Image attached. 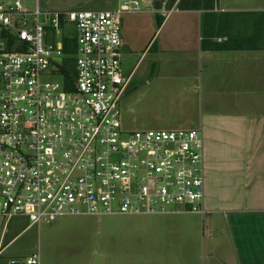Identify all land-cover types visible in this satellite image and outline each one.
I'll return each mask as SVG.
<instances>
[{
    "label": "built area",
    "instance_id": "built-area-1",
    "mask_svg": "<svg viewBox=\"0 0 264 264\" xmlns=\"http://www.w3.org/2000/svg\"><path fill=\"white\" fill-rule=\"evenodd\" d=\"M167 1L153 0L164 18L178 11ZM142 6L119 0L109 9L42 10L0 1L4 226L18 216L39 225L63 216L169 214L171 206L203 212L201 133L122 125L130 75L121 18ZM19 264H41L39 251Z\"/></svg>",
    "mask_w": 264,
    "mask_h": 264
},
{
    "label": "crops",
    "instance_id": "crops-1",
    "mask_svg": "<svg viewBox=\"0 0 264 264\" xmlns=\"http://www.w3.org/2000/svg\"><path fill=\"white\" fill-rule=\"evenodd\" d=\"M244 10L264 11V6L236 1L214 9ZM176 12L182 15L175 17L172 32L183 34V45L166 51L182 53L183 62L165 60L154 66L146 83L149 79L157 85L178 83L179 105L167 112L176 121L169 125H186L183 129L202 135L203 212L176 209L155 215L151 225L143 227L151 233L155 249L135 264H264V49L203 50L201 11ZM136 65L127 72L128 64L122 62L130 75L126 92ZM121 231L125 233L126 227L114 230L113 237L107 238L112 241L104 242L97 257L87 250L53 248L41 264H128ZM8 243L0 246V255Z\"/></svg>",
    "mask_w": 264,
    "mask_h": 264
},
{
    "label": "rangeland",
    "instance_id": "rangeland-1",
    "mask_svg": "<svg viewBox=\"0 0 264 264\" xmlns=\"http://www.w3.org/2000/svg\"><path fill=\"white\" fill-rule=\"evenodd\" d=\"M20 1L27 9H33L37 4L42 10H101L119 4V0ZM236 1L245 6H251L254 3L264 6V0H215V6ZM160 15L159 8L150 9L143 4L140 12L127 13L121 18V60L125 67L128 64L127 72L137 62L130 87L120 101L122 125L130 130L187 128L186 125H169L176 120H171L167 116V112L172 111L175 105H179L181 93H178L176 88L178 83L157 85L159 83L150 82V79L149 83H146L148 74L154 66L163 64L165 60L171 64L183 62L182 53L173 55L166 51L175 47L182 48L183 34L172 32L175 17L182 14L170 13L165 17L163 25L157 28L156 17ZM147 45L148 48L144 52ZM150 47L152 50L147 52ZM160 48L164 51L160 52ZM173 208L179 210L180 207L171 206V209ZM155 217L157 216H63L53 222L37 225L31 224L26 217L18 216L8 220L5 226L4 220L0 219V246L10 241L1 252L0 264H7L8 259L11 258L23 263L27 256L37 251L42 262V259L48 255L49 249L53 248L87 250L88 254L94 252V256L97 257L101 255L105 246L104 242L107 238L113 237L114 230L118 229L119 225L122 229L123 226L126 227L125 233L121 231V235L125 234L127 263L135 264L136 259L141 258L142 254L155 249L150 241L151 233L143 229L144 226L151 225V220ZM26 226L28 227L22 231Z\"/></svg>",
    "mask_w": 264,
    "mask_h": 264
},
{
    "label": "trees",
    "instance_id": "trees-1",
    "mask_svg": "<svg viewBox=\"0 0 264 264\" xmlns=\"http://www.w3.org/2000/svg\"><path fill=\"white\" fill-rule=\"evenodd\" d=\"M175 2L178 10L201 11V49L215 51L264 49V11L216 12L215 0H168L166 7L171 8ZM159 7L160 3L155 2L154 8ZM163 20L164 17H156L157 28L161 27ZM217 38L222 39L218 41Z\"/></svg>",
    "mask_w": 264,
    "mask_h": 264
},
{
    "label": "water",
    "instance_id": "water-1",
    "mask_svg": "<svg viewBox=\"0 0 264 264\" xmlns=\"http://www.w3.org/2000/svg\"><path fill=\"white\" fill-rule=\"evenodd\" d=\"M143 4L145 5V7L153 9V6H154L153 0H143ZM9 264H19V262L18 261H10Z\"/></svg>",
    "mask_w": 264,
    "mask_h": 264
}]
</instances>
